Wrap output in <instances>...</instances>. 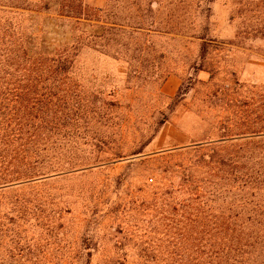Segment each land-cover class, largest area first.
<instances>
[{
    "label": "rangeland",
    "instance_id": "obj_1",
    "mask_svg": "<svg viewBox=\"0 0 264 264\" xmlns=\"http://www.w3.org/2000/svg\"><path fill=\"white\" fill-rule=\"evenodd\" d=\"M0 84L51 101L0 182V264H172L240 231L264 264V190L174 186L232 125L256 133L222 155L264 160V0H0Z\"/></svg>",
    "mask_w": 264,
    "mask_h": 264
},
{
    "label": "trees",
    "instance_id": "obj_2",
    "mask_svg": "<svg viewBox=\"0 0 264 264\" xmlns=\"http://www.w3.org/2000/svg\"><path fill=\"white\" fill-rule=\"evenodd\" d=\"M51 72L50 69L46 70ZM51 105V101L37 92L17 91L9 84H0V182L8 183L10 178L23 174V170L30 169L32 164H36L34 154L39 153V133L45 131L41 124H37V116L47 117L45 109ZM44 111V112H43ZM36 116V117H35ZM232 125V129L225 131L226 135L220 136L219 141H213L193 149H186L185 153H195L196 160L191 168L174 171L179 175L181 184H176L178 188L182 184H195L194 194H199L198 190L203 187L205 193L210 196L211 190H219L221 185L241 189H261L264 190V160H250L231 157L227 153L219 151L217 144L224 141H232V138L242 134H254L256 130L250 131V126L243 133L238 126ZM242 127V126H241ZM236 130V134L229 135ZM230 131V132H228ZM255 145V144H250ZM205 148H209L205 150ZM241 160L246 161L245 163ZM249 163H254L260 170L250 171ZM198 175H204L202 179ZM202 181V186L199 182ZM172 185L171 188L174 187ZM173 192V189H170ZM167 193L158 194L157 200L166 202ZM190 195V196H191ZM209 197L206 199L208 201ZM205 202V204H206ZM211 202V201H210ZM213 203V202H212ZM207 206V205H206ZM250 235L244 231L239 232L236 238H219L209 240H185L179 243L188 246V255L170 256L172 264H244L243 256L247 250L251 249L253 242ZM144 262L161 261L160 256H145ZM242 261V262H240Z\"/></svg>",
    "mask_w": 264,
    "mask_h": 264
}]
</instances>
